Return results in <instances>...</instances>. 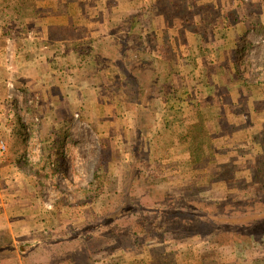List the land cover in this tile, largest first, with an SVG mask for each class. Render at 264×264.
Segmentation results:
<instances>
[{"label":"rangeland","instance_id":"1","mask_svg":"<svg viewBox=\"0 0 264 264\" xmlns=\"http://www.w3.org/2000/svg\"><path fill=\"white\" fill-rule=\"evenodd\" d=\"M68 3L104 30L60 32L61 51L81 40L108 76L46 132L60 169L28 172L41 218L0 225V264H264V0H11L28 27Z\"/></svg>","mask_w":264,"mask_h":264},{"label":"crops","instance_id":"2","mask_svg":"<svg viewBox=\"0 0 264 264\" xmlns=\"http://www.w3.org/2000/svg\"><path fill=\"white\" fill-rule=\"evenodd\" d=\"M79 11L75 3H68L61 15L46 18L37 14L33 27L24 25L28 21L23 24L22 18L20 23L23 26L17 29L27 27L37 33L35 37L29 36L30 41L25 40V36L11 40L9 35H4V23L0 22V141L5 146V151L0 150V225L9 230L25 222L23 218H30L33 222L42 214H39V208L36 210L34 207L35 203L31 206L25 201L30 187L27 182V185L24 184L29 166L22 167L19 159H40L41 148L49 149L48 142L55 139V136L48 139L46 132L55 133L54 130L71 122L74 108L69 103L70 98L75 97V93L82 95L81 90L91 89L90 81L94 77L108 76L107 69L102 68L98 72L91 66L77 68L83 61L81 52L76 50L85 46L81 40L66 43V52L61 51L60 32L76 34L82 31L77 29L78 26H82L86 34L93 37L104 30L101 29L103 23H78L86 19ZM70 38L74 37L69 35ZM8 63L11 65L10 72L6 68ZM7 80L13 83V91L7 89ZM10 94L12 96L8 98ZM21 107L29 112L26 119H31L30 113L40 118V135L37 138L25 134L18 121Z\"/></svg>","mask_w":264,"mask_h":264},{"label":"trees","instance_id":"3","mask_svg":"<svg viewBox=\"0 0 264 264\" xmlns=\"http://www.w3.org/2000/svg\"><path fill=\"white\" fill-rule=\"evenodd\" d=\"M28 8L27 5H22L21 9H19L18 7H16L15 9L12 8L11 6V0H2V4H0V22L4 23V35H8L9 34V31L10 29L8 28H11L13 27V25H22L20 23V21L22 22V11H25L26 9ZM7 28V29H6ZM66 38H69V36H66ZM75 44V43H73ZM82 55V53L80 54ZM83 61H81V65H79L78 67H88L87 65H90L92 64L93 66V62L91 60V57H87V56H83L81 57ZM85 65V66H84ZM94 68H98V69H95L97 70L98 72L103 69H106V67H100L99 65L94 67ZM113 70V69H112ZM21 112V110L19 111ZM18 121L21 122V125L22 127H24V130H25V134H28V125H31L30 123H26V121H22L21 119L18 118ZM49 149L45 150L43 148H41V151H40V159H38L37 161L36 160H31V159H28V158H24V157H21L19 159V162L20 164L22 165V167H26V165L29 166V170L28 172H30V169H33V170H37V171H42L43 174H45L44 176L47 177L48 179H53L54 176L57 174V172L59 171L60 169V163H61V158L59 157V155L57 156V160L56 161H52L51 162V157L49 156V152L46 153ZM33 157H35L33 155ZM48 168V169H47ZM49 171V173H47V171ZM45 172V173H44ZM98 172L95 171L94 173V178L98 179ZM94 183H91L90 184V188H85L83 189L82 191L84 192V194L88 197V198H91L92 200L96 199L99 195V193L101 192V184L98 182V183H95L96 187H93ZM34 188V187H33ZM32 191H35V190H32ZM35 195V194H34ZM86 197V198H87ZM235 216L237 213H234ZM250 216V215H249ZM241 219H246V218H243V217H239V216H236L234 218L231 219V221H238V220H241ZM27 246V245H25ZM24 245H19V251L20 252H23L22 250L25 249Z\"/></svg>","mask_w":264,"mask_h":264},{"label":"built area","instance_id":"4","mask_svg":"<svg viewBox=\"0 0 264 264\" xmlns=\"http://www.w3.org/2000/svg\"><path fill=\"white\" fill-rule=\"evenodd\" d=\"M6 68H7V71H8V72L11 71V65H9V63L7 64V67H6ZM6 87H7V89L10 90V91H13V90H14L13 83H12L10 80H7V82H6ZM12 93H13V92H12ZM11 96H12V94H10L8 98H10ZM0 150H1L2 152L5 151V146H4V144H3L2 141H0Z\"/></svg>","mask_w":264,"mask_h":264}]
</instances>
